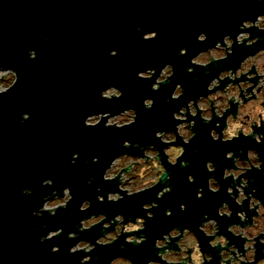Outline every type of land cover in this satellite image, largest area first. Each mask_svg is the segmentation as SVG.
I'll list each match as a JSON object with an SVG mask.
<instances>
[{"label": "water", "instance_id": "water-1", "mask_svg": "<svg viewBox=\"0 0 264 264\" xmlns=\"http://www.w3.org/2000/svg\"><path fill=\"white\" fill-rule=\"evenodd\" d=\"M260 14H264V0H0V68L18 76L17 83L0 94V264H80L85 254H69L78 241L67 235L77 231L75 226L82 218L103 213L108 219L117 214L147 219L141 206L153 201L159 206L151 209L155 218L147 221V241L132 246L125 244L122 235L111 246L98 245L89 253L93 257L90 264H109L117 257L148 264L158 259L155 240L181 226L196 233L206 252L208 240L198 231L199 218L210 209V217L217 219L224 193H219L220 199L206 196L197 201L195 183L189 184L187 177L200 181L206 173L205 161L225 147L212 151L210 128L202 126L198 115L194 128L198 135L184 145L186 153L181 158L190 164L181 168L179 161L176 166L167 163L163 157L167 145L154 134L175 131L178 122L172 119L173 112L207 95V84L219 72L238 68L246 56L264 48V42L249 48L234 46L226 61L186 72L193 56L214 47L217 40L222 42L226 34L235 38L243 20H255ZM251 31L253 36L264 35ZM150 32H156V38L144 40L143 35ZM201 33L207 40L197 43ZM30 49L37 53L34 60L28 58ZM181 49H187L186 55H178ZM113 50L116 56L109 55ZM165 64L174 67V75L159 91H151L155 77L142 82L137 76L149 68L157 69L158 75ZM177 84L186 91L179 100H170ZM111 86L123 96L101 99V91ZM146 98L155 101L151 110L143 106ZM129 108L137 113L131 126L105 128V121L94 127L84 125L88 115H115ZM22 113L30 114L23 124ZM125 140L141 147L125 149ZM149 144L161 151L166 177L171 179L132 197L122 193L125 198L118 203L107 202V193L118 188L117 181L102 179L104 170L124 153L143 156L141 148ZM74 153L79 154L75 164L71 163ZM89 178H93L91 184ZM44 179L53 180V186L42 187ZM169 185H175L172 194L157 199V193ZM64 187L73 195L67 209L58 210L55 216L33 215L43 197ZM25 189H31V194L25 195ZM96 195L105 196V203H99ZM85 200L91 201V207L81 212ZM180 203L186 211H179ZM165 209L171 210L170 217L165 216ZM61 228L60 237L40 242V237ZM102 234L97 225L81 232L78 239L95 243ZM53 246L60 250L50 252Z\"/></svg>", "mask_w": 264, "mask_h": 264}, {"label": "clouds", "instance_id": "clouds-1", "mask_svg": "<svg viewBox=\"0 0 264 264\" xmlns=\"http://www.w3.org/2000/svg\"><path fill=\"white\" fill-rule=\"evenodd\" d=\"M239 30L235 38L231 35H224L221 40H217L215 46L205 51L199 52L190 60L191 67L186 68L188 74H192L196 67L209 66L213 62L226 61L229 55L234 53V46H242L245 48L252 47L257 43L264 42V35L253 36L252 29L259 32H264V14L258 15L255 20H243L239 26ZM140 31V29H137ZM156 32H150L143 35L144 40L155 39ZM207 40V35L201 33L197 36V43H203ZM211 52L212 56L209 60H202L204 53ZM187 49H181L178 52L179 56L186 55ZM118 53L113 50L109 53L111 56H116ZM37 53L34 49L28 52L29 59H36ZM6 73H10L15 77L11 87L0 86V94L9 91L18 80L17 73L10 69L0 68V77H4ZM206 72L205 75H209ZM174 75V67L171 64H165L159 69L149 68L145 71L137 73L138 78L144 82L155 77V82L151 84V91H159L161 85L170 83V77ZM194 81L197 77L193 78ZM225 80L228 83L222 86ZM186 89L177 84L174 91L171 93L170 100H179L185 93ZM207 95H200L194 100H189L186 106H181L178 111L172 113V119L177 121L175 131L158 130L155 132V139L162 144L167 145L163 148V157L167 158V163L171 166H176L178 161L181 168H187L190 161L182 160L181 158L186 153L184 145H188L197 135L198 132L193 131L196 125V118L199 119L202 125H209L216 118L217 122L210 129L209 135L213 142L231 143L237 141L243 136L251 138L256 144L264 143V132L256 131L264 128V48L258 49L255 54H249L239 64L236 69L228 68L219 72L217 76L212 78L206 86ZM123 96V92L111 86L106 90L101 91L100 98L112 100L119 99ZM206 101V102H205ZM155 101L151 98L143 100V106L146 110H151ZM235 105V111L232 107ZM189 116L192 119H189ZM30 119L29 113H22L20 123L23 124ZM137 113L135 109H125L118 114L99 113L88 115L84 120L85 127H94L105 121L104 127H115L117 129L125 126H131L136 122ZM224 121L221 128L219 120ZM216 129H221L219 132ZM181 139L183 144H178L177 139ZM122 147L129 149L132 147L140 148V145H133L130 141H123ZM143 156H134L124 153L114 158L109 166L104 170L102 179L105 182L117 181L118 191H109L106 199L109 203H118L125 198L122 193L128 197L135 194L143 193L146 190H151L158 184H166L171 176L166 177L167 168L164 166L162 154L154 144H149L141 148ZM198 149L194 150V153ZM243 155V152H241ZM241 155H237L233 151H227L224 155L225 160L233 161V167H225L222 172L221 180L229 181L226 188V195L240 209L235 212L239 223L233 222L227 225L226 231L232 237L243 240L242 251L241 247L229 239L220 231L219 222L216 218L210 217L209 213H205L201 217V223L198 225V231L203 233L208 240V246L215 252L218 257V264H264V227H257L255 221L258 217H264V201L258 199L254 193L258 188L250 186L255 181L249 175L252 169H255L264 174V160L260 159L258 151L249 148L247 150V159H241ZM79 154L74 153L71 163L75 164ZM122 158H127V162L117 167L116 164ZM98 157L93 158V163L98 162ZM87 163V161H85ZM223 162V161H221ZM241 162L244 166H241ZM40 167V165H35ZM205 168L209 175L207 180L208 190L215 196L222 188L220 181L217 180L215 173L218 164L212 160L205 161ZM166 177V178H165ZM165 178V179H162ZM189 184L195 182V177L189 175L187 177ZM93 178H89L88 183L91 184ZM54 181L44 179L41 182L42 187H52ZM175 185L163 187L157 193V199L162 198L165 194L171 195ZM101 191L97 189V192ZM25 195L31 194V189L24 190ZM204 189L198 188L196 193L197 199H203ZM73 200V195L69 187L53 191L43 197V203L36 208L33 215L37 218L42 217L44 213L50 216H55L60 209H67L69 203ZM96 200L99 203H105V196L96 195ZM247 201V210L245 211V202ZM159 205L153 201L145 203L141 206L146 213L147 219L142 216L125 217L123 214H117L112 219L101 214H91L86 218H82L75 226L77 231L69 232L67 239L77 240L73 246L69 248V254L79 252L85 255L81 258L80 264H90L93 257L88 255L99 246H111L122 235L125 237V244L139 246L147 241V236L144 234L147 221L154 219V213L151 209ZM91 207V201L85 200L81 203L79 210L87 211ZM181 211H186V205H180ZM210 212V210H209ZM254 212L249 218L248 213ZM170 209H165V216H171ZM217 215L220 218L231 220L234 213L228 199L222 200L217 208ZM251 219V223H249ZM100 225L102 235L92 243L88 240L78 239L81 232L91 230L93 227ZM113 225L115 227L113 228ZM46 227V225H45ZM112 229V230H109ZM139 233V235H137ZM63 234V229L49 231L47 235L40 237V242L58 238ZM173 241L175 244L173 245ZM260 258L257 259L258 248ZM124 245H121L123 249ZM154 250L158 259H151L148 264H211L214 259L212 252L202 251V246L195 232L187 227H173L170 231L162 234L154 242ZM59 246H53L50 252H58ZM38 251H40L38 249ZM118 258V257H117ZM109 261V264H115L116 259ZM126 261V264H133L130 259L119 257ZM99 259V257H96Z\"/></svg>", "mask_w": 264, "mask_h": 264}, {"label": "flooded vegetation", "instance_id": "flooded-vegetation-1", "mask_svg": "<svg viewBox=\"0 0 264 264\" xmlns=\"http://www.w3.org/2000/svg\"><path fill=\"white\" fill-rule=\"evenodd\" d=\"M206 53H208V52H206ZM227 83H228V81L225 80L224 82H222V86H225ZM232 111L233 112L235 111V105H233ZM189 119L191 120L192 117L189 116ZM216 122H217V120H216V118H214L213 122L208 125V128L211 129L215 125ZM218 122L221 124V128H222L223 125H224V121L221 119ZM196 126H197V121H196L195 127ZM194 128H193V131H195ZM216 130L219 132L221 129H216ZM256 131L264 132V128L257 129ZM177 142H179L180 144L181 143L183 144V141L181 139H179V140L177 139ZM211 146H212L211 149H212L213 152H214V150L217 149V147L218 148H221V146L225 147L224 148L225 150L222 151V153L221 152L220 153H213V156L211 155L212 157H211L210 160L215 161L218 164V168H217V171L215 173V176H216L217 180L220 181V183L222 185V188H221V191L220 192L221 193H224L223 197H221L222 198L221 201L222 200H225V199H228L229 200V203L231 204V207L233 209V213H234L232 219L229 220V219H226V218H220L217 215V212H216V215L218 217L217 220L219 222L220 231H221L222 234L228 236L229 239H231L234 244H236L238 247H241V251H242L243 250L242 249L243 240H241L240 238L232 237L231 234L227 233V231H226V227H227L228 224L233 223V222L239 223L238 218L235 216V212L236 211H239L240 209L235 205V202L232 201L230 198H228L227 195H226V188H227L228 183L230 182V180L229 181H223V180H221V176H222L223 169L225 167H233L234 166L233 161H231V160H225L224 159V155H225V153L227 151H233L237 155H241V152H243V155H241V159H247V156H246L247 150L249 148H252V149H255L256 151H258V153L260 155V159L261 160H264V143L256 144L253 139H251V138H244L243 136H241V138L239 140L233 141L231 143H220L218 141L217 142H213L211 140ZM221 161H223V162H221ZM241 166L242 167L244 166V164L242 162H241ZM205 171H206V173H205L206 175L203 174L202 175L203 177H202V179L200 181L197 182V180L195 179V182H194L195 184L193 185V189H195V191L197 193V189L198 188H203L204 189V196H203V198L207 196V197H210V198L212 197L213 199H217L218 198L217 196L219 195L220 192L217 195L214 196L208 190L207 180H208L209 175H211V174L208 173L206 169H205ZM247 175L251 176L253 178V180L255 181L254 184H251V182H250V186H255V187L258 188L257 192L254 193V195L258 199H260L261 201H264V174H262L261 172L255 170V169H252L250 171V173L245 174V176H247ZM218 199H220V197ZM200 200H202V199H197V201H200ZM181 204H183V203H180V205ZM219 205H218V207H219ZM206 210H208V211H206L205 213H209V215L212 213V210H210V209H206ZM209 210H210V212H209ZM246 210H247V201L245 202V211ZM179 211H181V210L179 209ZM205 213H203V215ZM248 215H249V218H251V216L252 215H255V213L254 212H249ZM199 221L201 222V218H199ZM249 223H251V219H249ZM254 223H255V225L257 227H264V217H258L257 220ZM209 239L210 238H207V240H209ZM172 243L174 245L175 244V241H173ZM259 247H260V245L257 244V248H258L257 259L260 258ZM206 252H212V254L214 256V259H213L212 262L216 261V264H218V257H216L215 252H213V250L209 246H208V249H207Z\"/></svg>", "mask_w": 264, "mask_h": 264}, {"label": "rangeland", "instance_id": "rangeland-1", "mask_svg": "<svg viewBox=\"0 0 264 264\" xmlns=\"http://www.w3.org/2000/svg\"><path fill=\"white\" fill-rule=\"evenodd\" d=\"M212 56V53L211 52H208V53H205L202 55L201 59L202 60H209ZM6 76L3 77H0V86H3V87H11L12 83L14 82L15 80V77L13 75H11L10 73H6L5 74ZM127 162V158H122L120 161L117 162L116 166L117 167H121L123 166L125 163ZM115 264H126V261L119 258V259H116V262Z\"/></svg>", "mask_w": 264, "mask_h": 264}]
</instances>
